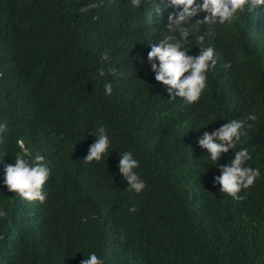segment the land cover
<instances>
[{
  "label": "trees",
  "instance_id": "obj_1",
  "mask_svg": "<svg viewBox=\"0 0 264 264\" xmlns=\"http://www.w3.org/2000/svg\"><path fill=\"white\" fill-rule=\"evenodd\" d=\"M89 4L98 7L81 11ZM154 10L153 0L140 9L130 0H0V207L8 212L0 264H79L83 254L75 253L92 250L106 264H264V11L241 13L206 37L220 59L200 101L186 105L169 100L147 63L148 40L159 39L171 9ZM105 50L111 61L102 63ZM102 66L124 74L99 77ZM206 111L218 119L208 130L221 119L259 116L237 145L262 173L242 201L214 185L217 166L202 167L207 157L196 141L205 129L193 128L211 123ZM100 122L112 152L86 164L95 140L88 133ZM19 139L52 167L42 204L3 184ZM125 149L141 161L140 194L117 172Z\"/></svg>",
  "mask_w": 264,
  "mask_h": 264
},
{
  "label": "clouds",
  "instance_id": "obj_2",
  "mask_svg": "<svg viewBox=\"0 0 264 264\" xmlns=\"http://www.w3.org/2000/svg\"><path fill=\"white\" fill-rule=\"evenodd\" d=\"M145 0H130L131 7L140 9ZM154 12L159 14L167 11L166 23L160 29V36L155 42L148 40L150 50L147 53V63L154 74L155 81L165 86L169 100L181 98L182 103L193 105L200 101L208 86V73L216 68L219 62V54L211 44H205L206 37L216 34L218 26L231 25L238 21L240 14L264 11V0H153ZM98 7L97 4H89L87 8ZM97 19V17H93ZM203 26V28H202ZM196 41L198 52L192 54V41ZM101 61L110 62L111 56L107 50L102 52ZM141 64L143 58L137 56ZM226 67H231L229 61ZM99 77H117L124 73L119 67L108 66L97 70ZM131 74V73H129ZM103 95H113V84L111 80L103 83ZM205 119L211 121L204 127L193 128L199 132L205 129L197 137V146L205 150L207 160L202 163L215 165L219 174L213 178L214 185L219 186L221 193L227 194L233 200L242 201L246 195H241L251 188L261 178L260 167H253L248 162L252 160V153L247 147L237 148L242 143V136L246 135V129L251 128L259 116L256 112H249L246 117H235L221 119L225 122L218 127L208 130V126L218 121L215 112H205ZM253 122V123H249ZM5 125L0 124V131ZM88 135L95 137L94 142L88 146L86 156L83 160L86 164L93 161L99 163L105 156L110 155L109 150L113 148V136L105 123L100 122L94 130H89ZM19 151L16 152L13 163L4 165L3 184L9 191H14L18 196L29 202L44 203L48 198L45 190L46 182L52 174L50 162L41 152H33L25 146V141H17ZM232 155L225 163L220 160L229 153ZM3 163V159H0ZM141 161L133 149L119 151L117 172L127 182V189L136 194L142 193L147 182L138 171ZM136 211L135 206L129 209ZM8 212L0 207V219L7 218ZM86 222L87 218H83ZM79 264H106L103 255L97 254L95 250L85 255ZM75 257V256H74Z\"/></svg>",
  "mask_w": 264,
  "mask_h": 264
}]
</instances>
